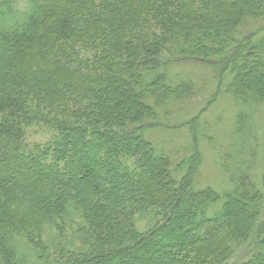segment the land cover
Listing matches in <instances>:
<instances>
[{
    "label": "trees",
    "instance_id": "trees-1",
    "mask_svg": "<svg viewBox=\"0 0 264 264\" xmlns=\"http://www.w3.org/2000/svg\"><path fill=\"white\" fill-rule=\"evenodd\" d=\"M194 67L214 93L178 159L151 133L203 93L171 72ZM218 96L235 162H218L223 188L196 190L198 114ZM257 111L264 0H0V264H264V146L245 142ZM30 116L52 126L44 146L24 144Z\"/></svg>",
    "mask_w": 264,
    "mask_h": 264
},
{
    "label": "rangeland",
    "instance_id": "rangeland-1",
    "mask_svg": "<svg viewBox=\"0 0 264 264\" xmlns=\"http://www.w3.org/2000/svg\"><path fill=\"white\" fill-rule=\"evenodd\" d=\"M203 69L204 68L200 69L194 67L192 69H188L187 71L186 69L183 70V68H174L173 70H171V72L173 73L177 71L182 73L183 75H190L191 78L196 79V81L198 80V85L200 84V81H203L205 82V87L202 88L204 89L203 93H199L198 98H195L196 100L191 99L189 104L187 103V101H179L171 104L170 108L168 109L169 119L167 120V122L170 123L171 126H164V128L161 130L164 132L162 134L160 132L158 133L157 130L151 133L152 137H156L160 141L162 139V141L167 145L169 144L171 148L174 147L173 156L177 157L178 159L182 158L184 154H188V147H191L192 144L191 132L189 133V130H187V128H189L190 126H187L185 128L184 126L186 125L184 124L195 116V113L198 112L200 107L206 105L205 99L209 98V95L214 93L213 84L211 85V83H213V80L210 81L209 78H206L205 71ZM223 99V97L218 96L214 103H212L208 108L204 109V111L198 114L200 117L198 120V124L200 123L203 127H205L207 134L210 136V140L206 137V140H208L207 143H204L203 141H198V146L201 152V158L199 161L200 166L198 168V173L194 178V188L196 190L202 189L204 187H211L215 190H220L221 188H223V186H225L223 180L226 181L227 178L221 172V169L218 166V162L229 166H233L235 162L232 158L233 156L228 155L223 150V146L226 147V144L229 141H233L232 137L231 139L224 137L225 133L229 128V117L231 115L230 113L232 107L228 104V101H226L225 99L223 101ZM261 114V111L252 113L253 124L249 128L250 132L248 135V139L245 141L246 144H250L252 146L256 144L255 148H257L258 146V152H262L260 146H264V118L263 116H261ZM222 128H224L225 130H223V132L221 133L220 130ZM24 131V144L28 147L44 146V144L53 135L52 126L50 123H48V121L41 119L38 120L37 118L32 116H30L29 120L26 122V124H24ZM217 132L221 133V135H219V137L215 139L214 135H217ZM212 141L217 142L218 145L221 143V153L216 148H213V145H211ZM241 153L242 159L249 161L250 164L254 162L252 166L258 167L259 158L255 156L254 152L253 155H250V153H252L250 151H243ZM234 154L236 155L237 153ZM82 162L83 158H80V160H77L75 162L74 167L78 170L79 165ZM260 172H257V175H255L254 177L255 179L253 178L255 182H259ZM76 223H79V221H76ZM137 226L138 228L143 230L146 226V221H139L137 223ZM66 233H69V231ZM181 258L183 260L185 259L184 261H187L188 263L192 264L196 260V253L185 252L181 256Z\"/></svg>",
    "mask_w": 264,
    "mask_h": 264
}]
</instances>
